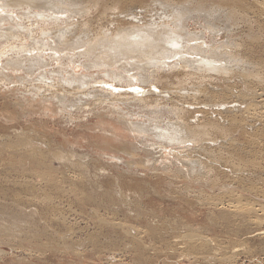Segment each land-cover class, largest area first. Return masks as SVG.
Here are the masks:
<instances>
[{"label":"rangeland","instance_id":"rangeland-1","mask_svg":"<svg viewBox=\"0 0 264 264\" xmlns=\"http://www.w3.org/2000/svg\"><path fill=\"white\" fill-rule=\"evenodd\" d=\"M75 1L77 5H73L76 6L60 5L66 10L61 18L68 17L67 23H87L89 36L100 29L111 28L119 20L130 21L127 13L133 14L132 20L141 19L143 23L151 20V16L161 17L163 10L171 7L169 3L182 2L100 0L106 6L99 3L95 8L87 2L89 0ZM236 2L239 5L229 3L224 7L225 4V9L214 5L213 18H204L210 16L206 13L212 9V5L207 6L210 9L196 15L202 18L193 20L206 28L208 24L213 26L216 23L213 27L220 32L216 31L205 42H209L213 49L219 46L216 52H225L222 56L230 59L228 75L209 73L204 78L198 74L184 78L181 74L169 72L167 84L162 80L163 84H157L158 89L150 87L151 91L154 89L153 96H150L152 100L158 98L159 102H166L162 104L165 105L163 109L177 106L186 111L180 112L185 121L203 125L212 121L228 127L230 132L225 137L207 128L210 137L195 145L191 143L182 149L153 145L152 148L159 153L147 155L142 152V147L149 148L151 143L144 142L133 153L137 141H133L129 133L121 130V134L111 137L113 140L99 136L97 128L102 127L103 121L116 125L105 111L106 104H113L112 101L98 105L97 96L91 102L88 100L79 107L74 106L75 109L59 111V108L57 111L53 98H47L50 102L44 103L46 107L39 105L38 100H44L41 95L27 105V102L19 101L22 96L13 90L12 85L5 92L0 91V264H264V0ZM105 7L110 12L106 10L107 13L103 14L104 11L100 10ZM23 8L9 12L0 8V18L9 13L20 20L17 13L19 10L26 13L27 9ZM114 8L116 13L111 10ZM230 9L235 14L232 20L226 15ZM27 20H24L26 25L29 24ZM190 25L189 32L198 33L196 24ZM205 30L210 31L209 28ZM73 70L79 76L86 73L80 65L73 66ZM177 77L182 81L180 84L175 79ZM97 91L102 93L99 89ZM120 91L124 93V90ZM24 94L27 99L31 98ZM160 96L165 99L160 101ZM107 97V100L112 99L108 93ZM117 104L130 106V103ZM143 110L146 109L132 107L128 111L135 116ZM168 116L171 117L170 120L167 117V122L181 120L174 110L168 111ZM19 140L24 142L23 146H19ZM96 145L99 147L95 148ZM61 153L63 160L55 157ZM104 153L122 159L112 160L116 164L112 165L109 159L98 156ZM176 153L187 155L181 159ZM78 159L83 160L82 166L75 163ZM146 160L156 164H143ZM176 160L188 166L175 167Z\"/></svg>","mask_w":264,"mask_h":264},{"label":"bare ground","instance_id":"bare-ground-1","mask_svg":"<svg viewBox=\"0 0 264 264\" xmlns=\"http://www.w3.org/2000/svg\"><path fill=\"white\" fill-rule=\"evenodd\" d=\"M75 2H76L75 0H0V8L6 10L7 12H9L8 10H11L14 8H16V10L17 9L23 10L24 6L27 9L26 13H25V11L23 13L20 10L17 13V15L21 17L20 20L17 19V17L15 18L13 15H10L9 13L6 17L0 18V91L5 92L4 90L6 88H10V86L12 85L13 90L17 94L19 93L22 96L21 97L22 100H19V101L27 102V105L32 102L33 98H35V97L39 98L40 95H41L42 99H44V100H40V99L38 100L39 105H41V106L44 103H49L50 102L48 100L49 98H53V100L56 101V105H57L56 110L57 111L59 108H60L59 111H61V110L67 111L71 107H73V108H74V106L79 107L83 104V102L86 103V101H88V100L90 101V100H92V98L95 99V97H97V96L99 97V99L96 100L97 101L96 103H98V105H102L103 103H109V101H112L113 104H109V105L106 104L105 109H107V110H105V111L109 112V114L106 113L107 114L106 116H108V118H110V120L112 119V121H114V123L117 126L116 125L113 126L111 124H104V121H103L102 127L97 128L100 132V134L99 133L98 134L100 137L108 140L111 137L117 136L116 133L121 134V133H119L121 130L129 133L130 138L133 139V141L134 140L137 141L133 145L134 146V150L132 151L133 153H135L134 151H136L139 148L138 145H141L144 142L145 143L146 142L151 143L149 145V148L148 147L147 148L142 147L143 148L142 152L147 153V155H149V153L151 154V153H157L158 152L152 148L153 145L164 146L165 149L167 148V146L177 147L178 149L179 148L182 149L184 146L190 145L191 143H193L195 145L196 142L202 141L204 138L208 137L207 136V134H208L207 128H209L210 130H214L215 132L217 131V133L218 132L220 134L222 133L224 137L228 131L230 132L228 127L226 128V127L219 125L218 123H215L212 121H210V122L207 121V123L205 121H202L203 123L205 122L206 125L196 124V123H198V122H196L197 120L195 121L196 123H194V121H188V120L185 121V119H182V117L180 116V112L182 109H179L177 106H174V108L173 109L171 108V109L175 111L177 118L181 119V120H179L180 122H176V123H171L169 121L167 122L166 121L168 119L167 117H169V120L171 117V116H168V111L171 112L172 110L171 109L165 110L162 108V106L163 107L165 106L162 104H165L166 102L165 103L159 102L158 98H157V100L156 99L152 100L150 98V96L151 97L153 96L152 94L154 92V89L151 91L150 87L156 88L157 84H160V83L163 84L162 80H165L164 84H167L168 83L167 78H168L169 72L171 74H174V75L181 74V75H183L184 78H186V76L190 77V76H194L196 74H198V76L203 75V78H204V76H206L209 73H213V75L214 74L228 75L229 71H230V68L228 66L230 63V59L225 57V56H222V54L224 55L225 52L222 54L220 52L219 53L216 52L218 47H219L218 45H217L218 46L217 48L215 47V49H213L211 47V45L209 44V42H205V40H208L209 36H210V38H212L216 34L217 30L215 27H213L216 23L213 24V26L208 24V26H209L208 28L210 31H207V30H205V29H208V28H206L207 27L206 25H205L206 27H203L202 25H199L200 22H199V24L197 22L194 23L193 20L194 19L195 20L201 19L202 18L201 16L196 17V15L199 14L200 12H204V10L206 8L210 7V5H212L211 6L212 9L207 11V13H206L210 16L204 17V18H213L214 17V15H212V13H214V11H213L214 5L222 8V9H225V8H223V6L225 4L226 5L224 7H226L229 3H231L232 5L236 3L235 5H237V3L239 1L236 2V0H184V1L182 0V2L177 3V4L176 3L175 4L169 3V4H171V7L167 6L168 10L163 7L166 10H163L162 16L159 17L158 19H157V16H154V17L151 16V20H149V18H148L149 21H144L142 19L144 21L143 23H141V21H140L141 19L135 20V21L132 20V19H134V16H132L133 14L131 15V14H128L127 12H124V14L127 13V17L128 16L131 17V19L128 18V20H130V21H127V19H126V21L119 20V21H117V23H114L113 26H111V28L109 27V29H106V30H104V29L99 30L98 29L99 31H97L95 34H93L91 36H89V33L87 31V29L89 28V27L87 28V26H86L87 23L81 24V25H78L77 22L76 23H73V22L67 23L66 20L68 17L61 18L62 15L66 14V10L60 8V5L65 4V5H68L69 7H71L70 5H73V3H75ZM87 2H90L92 4V6L95 7V6L99 5L100 0H89ZM102 5H105V4H101V6ZM122 5H123V3L121 4V6ZM173 5H176V6L173 7ZM238 5H239V3H238ZM90 7H88V8H90ZM116 7L117 6H115V8ZM255 7H257V6H255ZM63 8H64V6H63ZM99 8H101V7H99ZM115 8L111 9V10H113L112 12L116 13V11H114ZM236 8L238 9V7H236ZM252 8H254V7H252ZM127 9H125V10L127 11ZM208 9H210V8H208ZM106 10H108L110 12V10L106 7H105V9L103 8L102 10H100V12L103 13V11H104L103 14H105V13H107V12H105ZM123 10H124V8H123ZM132 10H134V9L132 8ZM148 10L149 9H147V11ZM251 11H253V10H251ZM77 12H79V11H77ZM86 12H87V10H86ZM117 12H118V10H117ZM259 12H261V11H259ZM150 13H152V12H150ZM235 13H236V11H235ZM257 13H258V11H257ZM226 15H227L228 20H232L235 14L230 9V11L226 12ZM237 15H238V13H237ZM202 16H204V15H202ZM253 16H254V14H253ZM118 19H119V16H118ZM120 19H122V18H120ZM24 20H27L29 24L26 25L24 23ZM212 21H213V19H212ZM190 22L192 23V25L196 24V26H197L196 28H199L198 33H195V32L190 33L189 32V25H190L189 23ZM202 22H201V24H204V22L203 23ZM60 23L61 24L63 23L62 27L60 26ZM192 25H190V26H192ZM191 28H194V27H191ZM217 32H220V31H217ZM87 33H88V35H86ZM214 39H216V37ZM222 50H224V49L222 48ZM234 58H236V57L234 56ZM231 60H232V58H231ZM239 60H240V57H239ZM236 61H238V60H236ZM237 64H238V62H237ZM79 65L82 66L86 72L85 74H80L81 76H79L73 70V66H79ZM233 65H234V63H233ZM244 73H245V71H244ZM237 74H238V72H237ZM241 74H243V72ZM243 76H245V75H243ZM169 77H170V75H169ZM200 77H202V76H200ZM245 77H247V76H245ZM249 78H250V76H249ZM175 79L178 81L179 84H180V82H182L181 79H179L178 77ZM228 79H230L229 76H228ZM47 81H48V83H47ZM170 81H172V80H170ZM170 81H169V83H170ZM27 83H29V85H27ZM226 83H228V82H226ZM230 84H231V82H230ZM108 85H110V87H108ZM147 85H149L148 88H146ZM167 86L169 87V85H167ZM174 86L176 87V85H174ZM21 89H23V90H21ZM97 89H99L100 92H102V93H98ZM156 89H158V88H156ZM156 89H155V91H156ZM170 89H171V87H170ZM120 90H124V93H121ZM196 90H195V92H196ZM125 91H127L128 93H125ZM10 92L11 91H9L8 93H10ZM181 92H182V90H181ZM201 92H202V90H201ZM24 93H27L28 97H31V98L27 99V96H25ZM104 93H106V94H104ZM107 93L112 97L111 100H107L105 98V97H107ZM163 93H164V91H163ZM175 93H176V91H175ZM192 93H194V92H192ZM197 94H198V92H197ZM208 95L209 94H207V96ZM165 97H166V95H165ZM165 97L162 96L160 101L164 100ZM154 98H155V96H154ZM34 101H35V99H34ZM119 102L120 103H128V104L130 103V106L127 105L128 107H126V105H125L124 107L123 106L120 107L117 104ZM43 106L46 107L45 104ZM17 107H19V106H17ZM93 107H91V109ZM132 107H134L137 110H140L141 108L142 109L145 108L146 110L145 111L143 110L144 112H141L139 114H136L135 116H132L129 114V111H128L129 108L132 109ZM40 109H42V107ZM53 109H55V108H53ZM182 111H184V109ZM184 112H186V111H184ZM131 113H133V112H131ZM234 113H235V111H234ZM189 114H190V112H189ZM181 115H182V113H181ZM225 115H227V114H225ZM101 116H102V114H101ZM101 116H99V117H101ZM239 116H242V114ZM186 118H187V116H186ZM260 118H262V117H260ZM99 119H101V118H99ZM241 119H242V117H241ZM190 120H193V119H190ZM211 120H213V119H211ZM255 120H257V119H255ZM259 121H260V119H259ZM232 122H233V120H232ZM228 126L231 127V125H228ZM253 129H254V127H253ZM120 137L121 136H119L118 138H120ZM99 139H101V138H99ZM111 139L113 140L114 138H111ZM206 139H204V140H206ZM99 141H101V140H99ZM124 141H126V140H124ZM18 143H19V146H21V145L23 146L22 143H24V142L19 140ZM99 143L101 144V142H99ZM198 143H200V142H198ZM100 144H98V145L100 146ZM204 144H205V141H204ZM262 144H263V142H262ZM40 145L38 144L39 147H40ZM24 146H25V144H24ZM26 146L28 147V145H26ZM45 146H47V145H45ZM99 146L96 145L95 148H97ZM207 146H208V144H207ZM39 147H38V149H40ZM125 147H126V145H125ZM204 147H205V145H204ZM191 148H193V147H191ZM230 148H231V146H230ZM245 149H243V150H245ZM35 150H36V148H35ZM99 150H104V149H99ZM237 150H239V149H237ZM162 151H164V150H162ZM34 152H37V151H34ZM34 152L32 154L36 155V153H34ZM187 152H188V150H187ZM11 153H12V151H11ZM105 153L103 155L99 154L98 156H100L102 158H107V159H109L110 162L112 160H115V159H119V160L122 159L120 157L108 155ZM122 153H123V151H122ZM126 153L127 152H125L124 154H126ZM197 153H198V151H197ZM124 154H122V156ZM184 154L180 155V154L176 153V156H181V159H183ZM126 155L131 156L130 153L129 154L127 153ZM186 155L184 157H186ZM173 156L174 155H172V157ZM55 157L59 158V159L63 158L62 153L57 154ZM124 157H127V156H124ZM127 158H129V157H127ZM131 158H129V159H131ZM177 158H180V157H177ZM197 158H198V156H197ZM194 159H196V158H194ZM159 160H160V158H159ZM169 160H170V158H169ZM191 161H193V160H191ZM197 161H199V159ZM187 162H188V160H187ZM204 162H202V163L205 164ZM75 163H78V165L82 166V164L84 162H83V160L78 159V162H75ZM100 163H99V165H100ZM114 163H115V161L113 163L111 162L112 165H116ZM141 163H142V161H141ZM160 163L162 164V161H160ZM23 164H24V162H23ZM143 164H146V165L149 164V165L154 166V164H156V163L153 164L152 162H149L146 160ZM163 164H165V163H163ZM166 164H168V163H166ZM170 164H172L171 160L169 162V165ZM174 164H175V167L176 166L177 167L178 166H180V167H183V166L187 167L188 166V165L186 166V165L182 164V162L178 161V160H176V162H174ZM149 165H148V167H149ZM190 165L191 164H189V166ZM193 165H196L195 162L193 163ZM193 165H191V166H193ZM133 166L135 167V165H133ZM197 166H198V164H197ZM130 167H132V166H129L128 168H130ZM138 167H135V168H138ZM145 167H147V166H145ZM153 168L156 169L155 167H153ZM164 168H165V166H164ZM44 169H46V168H44ZM95 169H97V168H95ZM178 169H180V168H178ZM97 170H99V166H98ZM169 170H171V169H169ZM191 170H192V168H191ZM180 171L182 172V170H180ZM161 173H163V172H161ZM49 176H48V178L51 179ZM190 176H191V174H190ZM38 177H40V176H38ZM54 178H55V176H54ZM52 181H53V179H52ZM256 182H257V180H256ZM210 183H212V182H210ZM249 188H252V187H249ZM260 188H262V187H260ZM229 196H230V194H229ZM230 204H231V202H230ZM204 205H206V204H204ZM252 208H254V207H252ZM255 213H253V214H255ZM261 219H262V217H261ZM256 226H258V225H256ZM260 234H263V233H260ZM245 248H246V246H245Z\"/></svg>","mask_w":264,"mask_h":264},{"label":"snow or ice","instance_id":"snow-or-ice-1","mask_svg":"<svg viewBox=\"0 0 264 264\" xmlns=\"http://www.w3.org/2000/svg\"><path fill=\"white\" fill-rule=\"evenodd\" d=\"M108 87H110V85H108ZM135 90V89H134Z\"/></svg>","mask_w":264,"mask_h":264}]
</instances>
